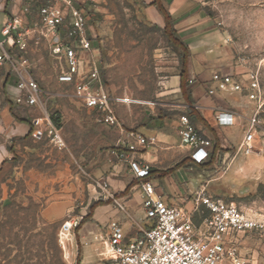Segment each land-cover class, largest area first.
<instances>
[{"label": "rangeland", "instance_id": "1", "mask_svg": "<svg viewBox=\"0 0 264 264\" xmlns=\"http://www.w3.org/2000/svg\"><path fill=\"white\" fill-rule=\"evenodd\" d=\"M195 2L210 20L212 34L208 41L216 48L221 67H232L231 73L244 79L256 73L264 100V0ZM94 4L95 0L88 6ZM100 5L103 8L100 11L89 12L94 15L88 22V34L99 49L94 53L101 56L103 86L113 96L127 95L152 102L149 105L130 104L135 115L149 107L156 113L158 110L168 113L167 107H160V100L170 102L172 99L159 94L164 88L162 81L180 71V51L170 45L162 26L147 19L139 1L103 0ZM6 11L10 13V9L6 8ZM2 20L4 15L0 12V30ZM28 56L31 59L30 72L46 92L67 94L62 98L45 97L47 111L59 120L58 127L66 148L58 150L42 136L32 137L36 140L33 145L36 153L23 150L20 154L14 153L12 165L21 167V175H16L17 179L12 177L7 184L14 189L13 193L6 195L4 201L0 199V264H112L97 256L95 250L99 248L101 251L100 235L105 230L85 227V223L91 220L96 205L112 202L104 198V191L98 186L101 180L93 174V169L103 156L111 152V143L105 139L113 127L98 122L96 112L72 96L73 86L56 82L58 70L49 57L45 41L31 43ZM83 57L85 60L94 58L91 53H83ZM8 72L12 73L7 64L0 66V112L9 107L12 115L30 121V108L15 103V85H5ZM259 117L261 122L256 128L253 147L264 157V148H261L264 104ZM255 151L251 154L257 155ZM117 165V169H126L122 162L118 161ZM219 168L217 164L205 171L208 178L215 179L211 186L216 189V194L264 220V165L253 176L240 182L229 180L232 165ZM29 169L37 173H30ZM8 173L9 176L12 174V168ZM129 174L127 193L135 200L137 208L133 214L135 218L125 231L128 237H134L139 229L133 221L139 222L137 225L142 228L148 220L139 210L136 180L131 172ZM174 177L182 193L185 185L196 184L193 171L182 170ZM186 180L189 183L184 184ZM106 182V189L112 193V186ZM162 183L171 193L176 190L167 180ZM72 218H80L79 225L69 233L60 232L61 225ZM96 234L98 240L93 239ZM239 242L242 264H264V233L246 232L239 236ZM223 264L233 263L226 259Z\"/></svg>", "mask_w": 264, "mask_h": 264}, {"label": "built area", "instance_id": "2", "mask_svg": "<svg viewBox=\"0 0 264 264\" xmlns=\"http://www.w3.org/2000/svg\"><path fill=\"white\" fill-rule=\"evenodd\" d=\"M93 1L20 0L17 10L6 18L0 30V66L7 64L17 80L13 87L15 103L39 111L31 118L30 135L47 137L58 150L66 148V143L61 129L47 111L45 97L62 98L67 94H49L31 74L28 56L31 43L46 42L49 57L58 70L56 82L73 86L72 96L84 107L95 111L98 122L115 126L118 124L116 104L140 103L127 95H110L102 84L98 60L83 57V53L94 56L95 51L87 22L91 12L88 4ZM210 81L215 85L205 86L209 95L218 90L246 92L255 102V113L248 119L247 131L239 144V150L245 155L253 152L254 131L259 126V114L264 104L258 75L252 73L244 79L239 74L216 71ZM188 82L194 83V80ZM216 118L220 125L232 124L230 113H219ZM178 135L181 143L191 150L193 161L202 163L208 158L210 141L198 132L185 113L179 116ZM130 136L131 142L125 139L117 142L116 157L128 165L138 183L141 207L148 224L139 228L134 237H128L122 225L111 220L100 235L102 247L101 251L95 249L97 256L112 264H223L226 259L233 264H242L239 236L246 232L264 233V220L242 210L233 201L214 197L201 188L193 194L192 201L197 209L203 206L207 215L195 223L191 213L179 205L165 202L156 194L150 182V166L137 155L141 148L154 145L156 137L134 132ZM98 186L104 191L105 199H111L118 209H125L106 189V181L99 182ZM79 223L80 218L65 221L60 232L69 233ZM93 239L98 240V235Z\"/></svg>", "mask_w": 264, "mask_h": 264}, {"label": "crops", "instance_id": "3", "mask_svg": "<svg viewBox=\"0 0 264 264\" xmlns=\"http://www.w3.org/2000/svg\"><path fill=\"white\" fill-rule=\"evenodd\" d=\"M78 3L84 0H75ZM144 1L146 6L143 7V13L148 20L157 25H164V18L157 7L151 5L154 0H136ZM167 9L169 14L175 20V26L182 39L187 43L190 50V59L187 63L188 80H194L191 89V98L193 103L188 105L185 103L179 92L180 77L179 73L168 77L162 81L163 89L159 96L165 97L170 102L160 100V107H167V114L160 116L157 120L152 117L159 116L154 112V109L149 107L143 113L134 114L133 107L128 104H116L114 110L118 118V124L113 127L109 136L105 139L111 143V152L109 155L103 156L99 165L93 169V174L100 178L101 181H108L112 186V194L118 199V202L124 205L125 209L120 210L113 206V202H104L96 205L91 214V220L85 223L88 228H103L106 230L107 224L111 220H117L125 230L135 218L133 214L137 208L134 199H130L127 193L129 182L127 181L130 169L125 164L126 169H117L116 157L117 142L119 140L133 141L130 136L131 132L140 134L145 137L155 136L157 142L154 145L141 148L138 156L150 166V182L155 187L157 195L161 196L165 202L176 204L184 208L188 213H191L195 222L196 218L203 217L206 212L203 206L197 209L194 205L191 196L204 188L207 193L214 197H219L216 194L211 183L214 178H208L205 171L220 165H232V173L229 180L232 182H240L242 179L253 176L260 171L264 165V157L261 153L247 154L239 150V144L248 128V119L255 113V102L250 100L246 93L218 90L214 94L209 95L206 92L205 86H214L210 81L213 72L219 71L223 74H232V67H221L222 62L218 59L216 48L209 44V35L212 34V25L204 11L197 5L195 0H159ZM20 0H0V12L4 15V20L11 16L17 10V4ZM103 0H95V4L88 6L90 11H100L102 6L100 3ZM10 6V8H8ZM10 9L9 11H6ZM2 25V24H1ZM88 25V33H89ZM89 35V34H88ZM92 36L90 35V38ZM95 51H99L95 47ZM94 51V52H95ZM93 52V53H94ZM94 53L95 59L101 63V56ZM218 69V70H217ZM237 73V72H236ZM245 94V95H244ZM141 104H146L145 101H140ZM149 105V104H148ZM192 108L196 119H190V122L196 127L198 132L210 141L208 150V158L202 163H196L191 158V150L183 145L178 135L179 116L186 114L188 107ZM9 107H4L0 112V199L8 194H12L14 189L7 187L11 182V178L17 179L21 175V167L12 165L14 153L20 154L35 152L36 140L32 139L29 132L31 130V120H21L11 114ZM31 118L39 114L38 109L30 108ZM32 111V112H31ZM160 112V110H158ZM227 112L232 115V124L220 125L216 116L219 113ZM259 118V125H260ZM109 126V125H108ZM259 127V126H258ZM257 131H254V138ZM253 138V141H254ZM253 143V142H252ZM255 144V143H254ZM253 144V145H254ZM264 148V140H262ZM259 146V142L257 144ZM24 153V154H25ZM245 156H249L246 158ZM121 162V161H119ZM123 163V162H122ZM13 166V167H12ZM12 168V176L7 174V171ZM182 170L195 172L196 184L185 185L184 193L178 190L175 182V174ZM29 172L37 173L34 169H29ZM18 177H17V176ZM167 180L169 184L175 186V191L171 193L163 187V181ZM190 180V179H189ZM79 182V180H78ZM189 183L185 181L184 184ZM137 193L139 195L138 183L136 181ZM140 197V195H139ZM221 198V197H219ZM141 213L144 212L139 205ZM145 219V217H144ZM135 227L139 229V222L133 221ZM138 224V225H137Z\"/></svg>", "mask_w": 264, "mask_h": 264}, {"label": "trees", "instance_id": "4", "mask_svg": "<svg viewBox=\"0 0 264 264\" xmlns=\"http://www.w3.org/2000/svg\"><path fill=\"white\" fill-rule=\"evenodd\" d=\"M140 3H141V5L143 7L146 6V5H148L144 1H141ZM76 4H78V3H76ZM151 5H154L155 7H157V9L159 10V12L162 14V16L164 18V25L162 26L163 35L169 41L170 45L174 49H178L180 51V56H179L180 71L178 72L179 73V77H180L179 92L181 94V97H182L183 101L185 103H187L188 105H191L193 103V100H192V98L190 96L191 95V89H192V83H189L188 82V69H187L188 58L190 57L189 47H188L187 43L185 42V40L180 37V35H179L178 31H177V28L175 26V20H174V18L169 14V12L163 6V4L159 0H154L151 3ZM93 15L94 14L88 13L87 22H89L90 17L93 16ZM94 41L95 40H93V38H91V43H92L93 46H94ZM98 68H99L100 78L102 80V76H101V74H102L101 63H99ZM16 81L17 80H16L15 76L11 72H8L6 74V76H5V85L11 84V85L14 86V85H16ZM10 110H11V108H10ZM166 114H167L166 112H164L163 110H161L158 113L159 116L152 117L151 119L157 120L158 118H160V116L162 117V116H164ZM186 115L191 120L198 118V116L193 113L192 108L190 106L186 110ZM51 119H52V121L55 124L58 125V121L59 120H58L57 117H55V116H53L51 114ZM29 135H30V132H29ZM202 215H203V217L206 216L207 215V212H205ZM200 221H201V218H196L195 219V223H197V224Z\"/></svg>", "mask_w": 264, "mask_h": 264}, {"label": "bare ground", "instance_id": "5", "mask_svg": "<svg viewBox=\"0 0 264 264\" xmlns=\"http://www.w3.org/2000/svg\"><path fill=\"white\" fill-rule=\"evenodd\" d=\"M250 154V153H249ZM247 155V154H246ZM64 233H66V232H64Z\"/></svg>", "mask_w": 264, "mask_h": 264}]
</instances>
